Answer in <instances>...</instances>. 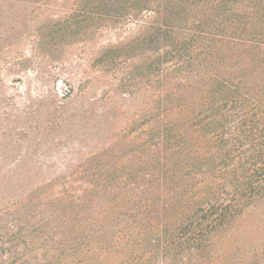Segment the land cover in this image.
Segmentation results:
<instances>
[{
  "label": "rangeland",
  "instance_id": "rangeland-1",
  "mask_svg": "<svg viewBox=\"0 0 264 264\" xmlns=\"http://www.w3.org/2000/svg\"><path fill=\"white\" fill-rule=\"evenodd\" d=\"M147 2L155 13L110 16L106 1L0 0V179L147 180L160 98L194 102L236 91L264 104V0ZM163 24L175 33L160 48ZM159 50L175 52L193 73L160 77ZM253 119L250 112L231 120L243 133L241 163L251 156ZM155 217L149 234L146 222L138 225V236L118 213L98 228H57L64 251L40 264H264V195L211 231L203 253L178 263L162 250ZM41 232L31 227L30 242ZM96 232L111 242L103 258L71 249Z\"/></svg>",
  "mask_w": 264,
  "mask_h": 264
},
{
  "label": "trees",
  "instance_id": "trees-1",
  "mask_svg": "<svg viewBox=\"0 0 264 264\" xmlns=\"http://www.w3.org/2000/svg\"><path fill=\"white\" fill-rule=\"evenodd\" d=\"M98 1L108 3L110 16L119 15L122 10L132 14L156 12L147 0ZM173 29L171 24L156 28L160 48L169 43V36L175 33ZM172 53L175 52L158 51L159 76L166 75L167 79L168 75H191L193 71H183L186 61ZM246 97H249L246 93L233 91L225 98L209 95L194 102L160 98L153 128L155 167L153 173L147 174L150 179L35 182L0 179V264H40L44 257L54 259V254L66 245H56L53 230L71 225L98 228L103 224L101 220L115 213L126 216L125 220L131 224L126 232L132 236H138L141 222L147 223L148 229L143 233L149 234L153 230L150 217L155 215L157 227H162L159 234L162 250L172 262L203 253L211 231L231 221L264 195V104L257 99L250 102ZM250 112L254 118L250 121L252 130H247L252 140L251 156L249 162L241 163L240 155L246 154L238 149L243 133L236 125L232 126L231 120ZM48 221L50 226L45 228L41 223ZM31 227L42 230L36 242H30ZM93 234L84 243L86 246L71 242V249L103 258L107 252L102 246L111 242L103 239L101 232ZM78 236L84 241L85 237ZM115 239L113 247L119 245L118 237ZM40 240L54 246L53 250L42 248ZM69 257L67 261H73Z\"/></svg>",
  "mask_w": 264,
  "mask_h": 264
}]
</instances>
